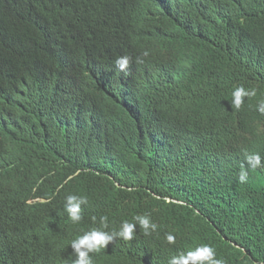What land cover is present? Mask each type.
I'll return each instance as SVG.
<instances>
[{
  "label": "trees",
  "instance_id": "obj_1",
  "mask_svg": "<svg viewBox=\"0 0 264 264\" xmlns=\"http://www.w3.org/2000/svg\"><path fill=\"white\" fill-rule=\"evenodd\" d=\"M142 1L0 0V94L19 92L32 81L57 82L46 85L27 106L23 97L15 108L0 114V147L12 146L0 152V161L12 165L22 158L33 170L51 175L70 195L86 196L105 209L109 206L119 222L149 215L163 225L165 233L178 237L175 244L160 241L150 249L139 248L134 253L137 264H168L172 255L196 246L191 240L213 244L231 264H264V210L248 209L240 220L224 219L220 212L224 203H244L248 186L264 202V168L249 171L247 183L238 181L246 154L258 153L264 159V114L255 103L245 98L239 111L240 131L220 120L199 127L203 145L194 149V155L206 156L199 179L175 172L193 158L177 139L210 118L232 92L205 91L189 110L180 102L190 97L194 85L204 90L217 82L249 80L255 71L256 90L264 95V46L250 50L245 63H237L233 71L216 79L202 77L203 55L192 63L195 83L180 84L168 66L149 60L123 75L130 87L118 85L115 60L128 55L133 61L130 67L136 65L130 37L135 26L133 8ZM254 4L264 10L262 0ZM118 105L142 113L148 137L157 148L153 161L144 154L123 160V147L112 155L96 152L102 141L89 123L96 118L108 122L107 115ZM76 108L77 117L66 119ZM225 108L223 101L218 118ZM142 169H149L145 185L153 193L186 199L184 192L189 191V206L158 201L137 189ZM111 202L124 206L122 214ZM56 203L62 206L58 199ZM196 209L221 234L213 232ZM24 225L15 208L0 206V264H36L35 256L50 245L35 246ZM138 241L149 243L150 237Z\"/></svg>",
  "mask_w": 264,
  "mask_h": 264
},
{
  "label": "clouds",
  "instance_id": "obj_2",
  "mask_svg": "<svg viewBox=\"0 0 264 264\" xmlns=\"http://www.w3.org/2000/svg\"><path fill=\"white\" fill-rule=\"evenodd\" d=\"M133 17L135 26L130 44L136 55V65L130 67L133 61L128 55L115 60L120 70L117 71L120 76H117L120 79L117 80L118 85L130 87L123 75L149 60L168 66L180 84L195 83L192 63L203 55L206 63L202 77L216 79L233 71L237 63H245L251 57L250 50L264 46V10L256 7L254 0H143L133 8ZM256 74L257 71L253 79L217 82L204 90L194 85L190 97L180 102L184 109L193 107L205 91L223 93L230 90L232 96L223 98L212 116L196 123L197 127H193L189 135L177 139L184 153L193 158L177 166L175 172H187L197 179L201 177L206 156L194 155V149L203 145L199 127H211L220 120L222 125L242 130L239 111L245 98L252 100L257 110L264 114V95L256 90ZM50 83L55 86L57 82L32 81L24 83L19 92L7 96L0 94V114L15 108L23 97L27 106ZM223 101L226 102L224 115L218 118ZM77 115L78 108L66 119H75ZM107 118L108 122L96 118L89 123L102 141L96 152L112 155L123 147V160L132 161L141 154L148 161L156 158L157 148L148 137L145 120L138 108L118 105ZM11 147L2 146L0 152ZM15 162L7 165L6 160L0 161V206L18 211L20 219L26 223V236L35 246L50 243L47 249L35 256L36 264H137L134 253L139 248L150 249L161 244L160 241L176 243L178 237L165 233L163 225L149 215H136L121 223L109 206L105 209L101 202L88 201L86 196L70 195L51 175L33 170L23 163L22 158ZM261 168H264V159L258 153L246 154L238 174L239 183H247L249 171ZM148 170H140L137 189L158 201L189 206V191L184 192L186 199L163 198L146 187ZM57 199L61 207L57 205ZM110 204L122 214L123 205ZM222 207L220 212L224 219L240 220L248 209L263 211L264 202L258 201L248 186L244 203L239 206L224 203ZM195 213L211 226L213 232L221 234L197 209ZM145 236L150 237L149 243L138 241ZM223 240L226 241L225 238ZM191 241L196 246L172 255L168 264H231L213 244Z\"/></svg>",
  "mask_w": 264,
  "mask_h": 264
},
{
  "label": "bare ground",
  "instance_id": "obj_3",
  "mask_svg": "<svg viewBox=\"0 0 264 264\" xmlns=\"http://www.w3.org/2000/svg\"><path fill=\"white\" fill-rule=\"evenodd\" d=\"M118 73H119V72H118ZM117 75H119V74H117ZM119 77H120V76H119ZM119 77H116V78H117L116 80H120ZM124 78H125V77H124ZM125 80H127V82L129 83V80H128V79L125 78ZM128 83H127V84H128ZM129 84H130V83H129ZM131 94H132V92H131ZM1 127H3V125H1ZM33 260H34V259H33Z\"/></svg>",
  "mask_w": 264,
  "mask_h": 264
}]
</instances>
